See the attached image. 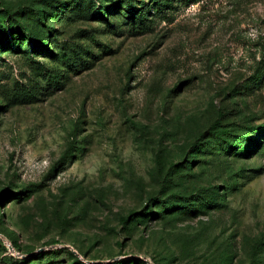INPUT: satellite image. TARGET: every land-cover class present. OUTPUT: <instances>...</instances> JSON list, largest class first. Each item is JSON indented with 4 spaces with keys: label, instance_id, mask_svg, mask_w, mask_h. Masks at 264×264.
Masks as SVG:
<instances>
[{
    "label": "rangeland",
    "instance_id": "rangeland-1",
    "mask_svg": "<svg viewBox=\"0 0 264 264\" xmlns=\"http://www.w3.org/2000/svg\"><path fill=\"white\" fill-rule=\"evenodd\" d=\"M0 264H264V0H0Z\"/></svg>",
    "mask_w": 264,
    "mask_h": 264
},
{
    "label": "trees",
    "instance_id": "trees-1",
    "mask_svg": "<svg viewBox=\"0 0 264 264\" xmlns=\"http://www.w3.org/2000/svg\"><path fill=\"white\" fill-rule=\"evenodd\" d=\"M25 32H26V34H28L29 35V31H27V30H25ZM43 50L44 49H46V47H47V45H46V43L45 42H41V45H39ZM66 157H67V153L65 152L64 154H63V156L61 157V159H60V164L59 165H62L63 164V161L66 159Z\"/></svg>",
    "mask_w": 264,
    "mask_h": 264
},
{
    "label": "water",
    "instance_id": "water-1",
    "mask_svg": "<svg viewBox=\"0 0 264 264\" xmlns=\"http://www.w3.org/2000/svg\"><path fill=\"white\" fill-rule=\"evenodd\" d=\"M73 253H76L73 249L71 250Z\"/></svg>",
    "mask_w": 264,
    "mask_h": 264
}]
</instances>
